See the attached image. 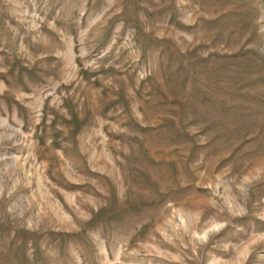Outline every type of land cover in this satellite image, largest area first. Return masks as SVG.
Returning a JSON list of instances; mask_svg holds the SVG:
<instances>
[{"label": "rangeland", "instance_id": "obj_1", "mask_svg": "<svg viewBox=\"0 0 264 264\" xmlns=\"http://www.w3.org/2000/svg\"><path fill=\"white\" fill-rule=\"evenodd\" d=\"M0 264H264V0H0Z\"/></svg>", "mask_w": 264, "mask_h": 264}]
</instances>
